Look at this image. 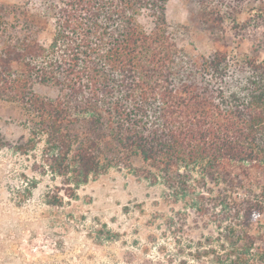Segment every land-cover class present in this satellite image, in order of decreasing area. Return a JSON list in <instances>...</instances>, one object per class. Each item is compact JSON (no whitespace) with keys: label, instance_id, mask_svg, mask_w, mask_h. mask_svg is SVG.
Masks as SVG:
<instances>
[{"label":"trees","instance_id":"1","mask_svg":"<svg viewBox=\"0 0 264 264\" xmlns=\"http://www.w3.org/2000/svg\"><path fill=\"white\" fill-rule=\"evenodd\" d=\"M39 1L40 12L0 4V100L27 116L15 148L43 142L40 172L61 179L45 202L126 169L215 226L188 251L194 260L264 264V59L232 53L225 12L199 0L214 51L197 58L175 39L169 0ZM50 19L46 45L37 33Z\"/></svg>","mask_w":264,"mask_h":264},{"label":"rangeland","instance_id":"2","mask_svg":"<svg viewBox=\"0 0 264 264\" xmlns=\"http://www.w3.org/2000/svg\"><path fill=\"white\" fill-rule=\"evenodd\" d=\"M206 1L209 8L225 12L222 26L232 53L264 59V0ZM0 4L42 11L39 0ZM204 12L199 0L167 4L179 47L197 58L214 51ZM54 29L50 19L37 38L48 45ZM34 90L41 96L58 94L51 84L37 83ZM26 119L19 103L0 100V132L8 141L0 148V264H209L194 260L188 251L215 234V226L193 211L177 212L183 204L169 202L162 185H151L126 169L112 168L90 180L78 189L77 198L47 204V191L62 183L40 172L43 142L30 154L15 148L30 135ZM260 219L264 225V215Z\"/></svg>","mask_w":264,"mask_h":264}]
</instances>
